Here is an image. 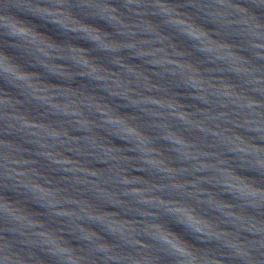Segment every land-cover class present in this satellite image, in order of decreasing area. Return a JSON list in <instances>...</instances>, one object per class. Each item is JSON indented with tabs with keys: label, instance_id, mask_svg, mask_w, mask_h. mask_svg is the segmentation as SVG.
<instances>
[{
	"label": "water",
	"instance_id": "1",
	"mask_svg": "<svg viewBox=\"0 0 264 264\" xmlns=\"http://www.w3.org/2000/svg\"><path fill=\"white\" fill-rule=\"evenodd\" d=\"M0 264H264V0H0Z\"/></svg>",
	"mask_w": 264,
	"mask_h": 264
}]
</instances>
